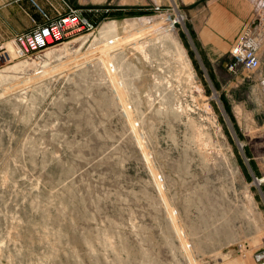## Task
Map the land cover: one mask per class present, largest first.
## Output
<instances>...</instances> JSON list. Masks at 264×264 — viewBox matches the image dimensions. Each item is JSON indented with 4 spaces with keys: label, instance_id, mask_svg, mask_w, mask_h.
<instances>
[{
    "label": "rangeland",
    "instance_id": "1",
    "mask_svg": "<svg viewBox=\"0 0 264 264\" xmlns=\"http://www.w3.org/2000/svg\"><path fill=\"white\" fill-rule=\"evenodd\" d=\"M223 1L0 0V264H264V121L246 113L264 71L210 30ZM71 8L95 30L21 56L18 34ZM101 35L144 40L107 71Z\"/></svg>",
    "mask_w": 264,
    "mask_h": 264
},
{
    "label": "built area",
    "instance_id": "2",
    "mask_svg": "<svg viewBox=\"0 0 264 264\" xmlns=\"http://www.w3.org/2000/svg\"><path fill=\"white\" fill-rule=\"evenodd\" d=\"M34 3L44 12V10L35 1ZM158 9H160V7H158ZM260 27L261 21L259 19V23L249 28L241 36L238 42L233 45L231 49V55L236 64H239L248 70H262L263 72L264 58L263 54L261 53V45L259 42L260 35L258 34L260 31ZM93 30H95V24L90 20V18L80 12L79 9L71 8V10L65 15H61L54 19L48 18V21L45 24L38 25L29 32L18 34L15 38V41L19 48V53L21 54V56L31 57L40 55L43 51L50 47L60 46L61 44L66 43V41L70 40V38L76 33L79 34L82 32H89ZM102 38V35L94 38V44L91 48L93 57L95 59L94 61H96L97 65H99L102 62V58H104V55H110V59L107 60V71H109L110 69H115L116 72L123 71L122 65L124 64V62L121 61L122 58H120L119 54L126 53L127 56L128 49L137 51L136 47L140 42L143 43L144 40L142 36L131 39V42H125V39L118 35L112 38ZM103 49H106V51H104ZM166 53L167 52L165 50V54ZM111 56H115L116 58L111 59ZM171 56L174 59L173 62L177 66L178 71H180L177 76H181L182 74H184L183 62L179 59H176L173 53L171 54ZM134 68L135 71H138L136 66H134ZM138 74L139 73H137L136 75ZM119 84H126L125 78L120 79ZM181 243L182 242L180 241V248ZM164 253L165 257H163L161 260H169V256L166 251ZM185 259L187 258L185 257ZM263 260L264 255L258 256L259 262H262Z\"/></svg>",
    "mask_w": 264,
    "mask_h": 264
},
{
    "label": "crops",
    "instance_id": "3",
    "mask_svg": "<svg viewBox=\"0 0 264 264\" xmlns=\"http://www.w3.org/2000/svg\"><path fill=\"white\" fill-rule=\"evenodd\" d=\"M242 1L244 2V0ZM259 2L260 0H247V3L244 2L247 6V10H244L245 7L243 6V12L240 13V11L242 10L236 11L235 9H233L236 5L235 2L231 3L229 0L223 1L222 4L217 6L216 11L213 12L211 16L212 26H217V28H211L210 30L211 31L213 30L212 32H214L216 36L221 34V37L225 39L226 41L225 43L229 44V46L235 41H236L235 42L236 44L238 40L241 38V36L249 28L259 23V17H260V12H261L260 7H259ZM226 20H227V23L225 22ZM194 29L196 32H199L201 30V28H194ZM239 32L241 33L240 36L238 34ZM218 37L216 38L218 39ZM238 85H241V84H235V87L237 88ZM221 88L222 90L224 89L223 86ZM255 89L257 90V94L255 93ZM253 90H254L253 97H251L252 104L249 103L250 104L248 107L249 109H246L247 111L246 113L248 115H251L252 120H255L257 122H263L264 121V118H263L264 84H254ZM258 126L259 128H263L264 123L263 124L258 123ZM262 137L264 138V134L262 135ZM261 145H264V143H261ZM253 147H254L253 145H249L251 152H254Z\"/></svg>",
    "mask_w": 264,
    "mask_h": 264
},
{
    "label": "bare ground",
    "instance_id": "4",
    "mask_svg": "<svg viewBox=\"0 0 264 264\" xmlns=\"http://www.w3.org/2000/svg\"><path fill=\"white\" fill-rule=\"evenodd\" d=\"M178 13H179V12H178ZM178 19H179L181 22H183V21H184V16H183L182 14H179V15H178ZM18 50H19V49H18ZM241 145H243V143H241ZM255 182H256L257 185H261L262 183H264V177H262V178H258V177H256ZM260 187H261V186H260Z\"/></svg>",
    "mask_w": 264,
    "mask_h": 264
},
{
    "label": "trees",
    "instance_id": "5",
    "mask_svg": "<svg viewBox=\"0 0 264 264\" xmlns=\"http://www.w3.org/2000/svg\"><path fill=\"white\" fill-rule=\"evenodd\" d=\"M104 14H105V12H103V13L101 14V16H99L98 18L101 19V18L104 16Z\"/></svg>",
    "mask_w": 264,
    "mask_h": 264
}]
</instances>
